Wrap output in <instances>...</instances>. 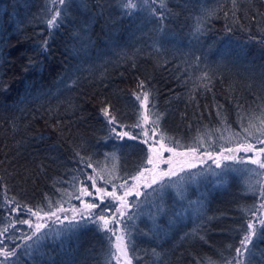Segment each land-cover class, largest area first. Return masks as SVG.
Returning <instances> with one entry per match:
<instances>
[{"label":"trees","instance_id":"obj_1","mask_svg":"<svg viewBox=\"0 0 264 264\" xmlns=\"http://www.w3.org/2000/svg\"><path fill=\"white\" fill-rule=\"evenodd\" d=\"M121 2L67 0L60 26L50 30L47 20L60 7L52 0H0V230L8 227L0 239L7 248L23 246L31 231L17 223L31 219L26 208L48 211L49 200L54 206L68 201L62 193L74 191L73 178L94 175L88 163L103 169L106 178L111 174L113 183H122L120 177L132 181L147 148L109 130L140 131L131 127L143 111L134 94L149 92L151 110L162 115L160 128L168 136L185 145L201 137L199 153L237 147L245 137L241 123L261 114L264 0H236L235 8L232 0H165L166 8L159 0H135L131 15ZM205 73L208 78L201 79ZM105 107L117 125L108 124ZM221 117L229 130H223ZM248 166L208 163L172 177L174 183L162 192L147 189L150 194L139 201L132 196L134 218L125 217L132 264L232 259L264 187V176L248 175ZM8 202L24 211L13 212ZM109 235L90 224L50 236L31 256L21 247L13 259L15 264H108ZM249 248L245 264H264V239L253 237Z\"/></svg>","mask_w":264,"mask_h":264},{"label":"snow or ice","instance_id":"obj_2","mask_svg":"<svg viewBox=\"0 0 264 264\" xmlns=\"http://www.w3.org/2000/svg\"><path fill=\"white\" fill-rule=\"evenodd\" d=\"M145 3L148 0H144ZM54 5H59L53 11V15L47 20V25L50 30L56 29L60 26V21H62L61 8L67 3V0H52ZM152 3H157V0H152ZM233 6L235 8L236 0H232ZM159 5L161 8H166L165 0H159ZM86 6V5H85ZM121 8L125 10V13L131 15L133 11L137 9V3L135 0H122ZM153 16L156 15V10L151 9ZM162 15V14H161ZM234 15V13H233ZM225 16L228 13L225 12ZM199 29H197L198 31ZM51 34V33H50ZM48 41L43 42V51H47ZM207 73L201 79H207ZM139 87H144V82L141 81ZM207 88V85H204ZM211 91L210 88H208ZM135 95V98L141 102V108L143 111L139 113L138 119L132 128L140 129L139 132L131 133L129 131H120L117 126L110 128V134L115 133V137L123 140L125 137L128 140L138 141L139 144L147 146L146 155L144 157L145 163L141 165L137 173L132 175L130 179L137 183H129L128 179H122V183H113V178L111 174L106 178L103 174V169L97 170L93 168L92 163H88L87 167L92 169L93 174L85 173V179L81 180L79 177H74L72 192H63V195L68 197V201L76 199L83 204V209L77 208L76 206H71L70 210L73 215H59V213H65L69 209L63 207L64 203L68 201H56L55 206L51 200L48 203V211L44 208L37 207L35 210L31 207L26 208V213L30 217H35V222L31 219H19L18 224H26L31 231L26 233L24 236L25 243L23 246L17 245L14 248H7L5 246L4 239H0V264H15L13 258L17 257L18 251L23 248V253L25 255L31 256L34 252H39L41 245L50 236L53 238H58L64 233L74 231L81 227H87L88 225H96L97 228L106 233H110L108 236L109 244V261L108 264H112L115 260V264H121V259H123L124 264H132V258L129 257L128 251V241H127V228L128 225L125 221V217L128 221L133 220L134 214H130V209L132 207H137L135 201L130 202L127 198L130 196H135L136 201H139L141 196H147V189H152V192L157 191L162 192L164 188L172 186V177L178 176L179 173L184 172L186 169L184 167L187 164L188 168H195L196 163L192 162L197 158L200 148L203 147L204 141L201 137L196 138L195 144L185 145L180 139L168 136L160 128V120L162 115L152 112L154 104L150 107L149 102V92L145 90L142 95ZM222 107V106H218ZM238 107H242L238 105ZM104 116L107 118L109 125H117L116 117L110 115L108 108L102 109ZM220 116V112H217ZM239 116V113H238ZM153 117H155L153 119ZM242 120L243 117H240ZM221 123L226 127L223 130H229L230 125L227 124L225 118L221 117ZM123 124H119V128H124ZM241 128L245 137L243 141L239 142L236 148L232 147H221L220 151L214 157L212 152L205 151L203 155L207 156L208 159L213 160V163L217 168H221L220 157L224 160H231L236 163L244 164V157H237L235 153L243 151L245 153H254L253 157H249L247 162L257 165L259 169H264V104L261 105V114L254 119H249L247 125L241 123ZM214 131L220 132L221 129H215ZM240 132H234L233 136L239 137ZM209 136L211 134L209 133ZM111 138V135L110 137ZM223 138V137H221ZM257 145L262 147L257 148ZM127 147H132L133 145H125ZM230 153V155H224V153ZM165 153L170 155L165 157ZM114 157V154H113ZM83 159V157L81 158ZM90 159V158H89ZM204 161L201 160V163ZM179 163L180 167L177 170L174 165ZM168 165L166 170H159L160 165ZM145 165H151V168ZM225 169L229 166L224 165ZM159 170L158 175L155 174ZM258 176H264V172H256L255 169H248ZM145 173H153L150 182L145 178ZM144 183H138L141 180ZM167 181L171 183H166ZM191 179V176L188 177ZM90 182V183H88ZM99 182V183H98ZM159 185V188H153V185ZM110 186V190H109ZM89 188L94 189V191H89ZM144 189L145 191H142ZM58 191H60L58 189ZM84 197H92L90 201H85ZM258 198L260 200L259 206H254L251 210L253 217H255V223L252 219L246 222V226L243 229L242 238L240 239V247L235 248L236 255L230 260H226L225 264H245V259L247 255H251L252 249L249 248L250 244H253V237L258 239H264V187H261ZM99 200V203L95 201ZM104 207L100 212H94L93 209ZM111 205H115L113 208ZM12 211L21 212L19 204L16 205ZM108 211L111 212V216H106L104 213ZM67 221V224H65ZM51 225V226H50ZM56 225H63V228H57ZM8 232V227L0 230V237H5ZM114 238V239H113ZM31 241V243H28ZM209 264H213L209 261ZM250 264V262H249Z\"/></svg>","mask_w":264,"mask_h":264},{"label":"rangeland","instance_id":"obj_3","mask_svg":"<svg viewBox=\"0 0 264 264\" xmlns=\"http://www.w3.org/2000/svg\"><path fill=\"white\" fill-rule=\"evenodd\" d=\"M145 146H146V145H145ZM146 147H147V146H146ZM256 147L259 148V147H262V146H261V145H257ZM235 148H236V147H235ZM164 155H165V157H167V156H169L170 154H169V153H165ZM224 155H230V153L225 152ZM235 155H236L237 157H244V158H245V161H246L245 163H247V164L249 165V166L247 167V169H255L256 172H258V169H259V168L257 167V165H254V164H251V163L247 162V159H248L249 157H253V156H254V153H245V152H243V151H240V152L235 153ZM213 156L215 157L216 154H214ZM261 158L264 159V156H262ZM201 160H203L204 162L201 163ZM220 161H221V165H223L224 163L233 162V161H231V160H227V161H226V160L223 159V157H220ZM192 162L196 163V165H197V166L195 167V169H202V168H203L206 164H208V163H209L210 165L216 167V165L213 163V160L208 159V157L205 156V155H203V153H198L197 158H196L194 161H192ZM151 167H152L151 165H148V168H151ZM174 167H175L177 170H179L180 164L177 163V164L174 165ZM184 167H185V169H190V168H188L187 164H185ZM167 168H168V165L161 164L159 170H166ZM159 170H157V172H156L155 174L158 175ZM152 175H153V173H145V178L150 182ZM248 175L255 176V174H253V173H251V172H248ZM88 183H90V182H88ZM98 183H99V182H98ZM129 183L131 184V183H137V182L131 181V182H129ZM138 183L143 184V183H144V180L142 179V180H141L140 182H138ZM109 190H110V189H109ZM141 190L144 191V189H141ZM89 191H94V189L89 188ZM131 197H132V196L128 197L127 199L129 200ZM83 199H84L85 201H90V200H92L93 198H92V197H84ZM95 202H96V203H99V200H96ZM8 203H9V202H8ZM73 205L76 206L77 208H80V209H83V207H84L83 204H81L80 201H78V202H76L75 204H71V205H68V206L64 207L65 209H69V210H68L67 212H65V213H59V215H61V216H63V215L72 216L73 213H72V211L70 210V208H71V206H73ZM9 206H11L12 209L15 208V206L13 207V205H12L11 203H9ZM97 209H98V208H97ZM97 209H93L92 211L96 212ZM13 212H16V211H13ZM263 217H264V216H261V218H263ZM31 219L35 222V219H36V218H35V217H31ZM65 222H67V221H65ZM253 222L255 223V217H253ZM129 257H130V255H129ZM0 259H3V257H0ZM121 264H124L123 259H121Z\"/></svg>","mask_w":264,"mask_h":264},{"label":"bare ground","instance_id":"obj_4","mask_svg":"<svg viewBox=\"0 0 264 264\" xmlns=\"http://www.w3.org/2000/svg\"><path fill=\"white\" fill-rule=\"evenodd\" d=\"M147 148V147H146ZM130 200V199H129Z\"/></svg>","mask_w":264,"mask_h":264}]
</instances>
